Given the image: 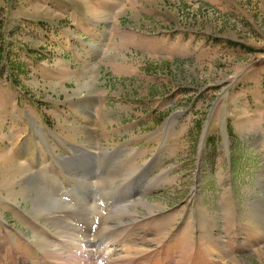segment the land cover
Returning <instances> with one entry per match:
<instances>
[{"label":"rangeland","instance_id":"374dc122","mask_svg":"<svg viewBox=\"0 0 264 264\" xmlns=\"http://www.w3.org/2000/svg\"><path fill=\"white\" fill-rule=\"evenodd\" d=\"M0 34V264H264V0H0Z\"/></svg>","mask_w":264,"mask_h":264},{"label":"trees","instance_id":"16d2710c","mask_svg":"<svg viewBox=\"0 0 264 264\" xmlns=\"http://www.w3.org/2000/svg\"><path fill=\"white\" fill-rule=\"evenodd\" d=\"M5 48V38L0 34V60L3 59Z\"/></svg>","mask_w":264,"mask_h":264},{"label":"bare ground","instance_id":"6f19581e","mask_svg":"<svg viewBox=\"0 0 264 264\" xmlns=\"http://www.w3.org/2000/svg\"><path fill=\"white\" fill-rule=\"evenodd\" d=\"M36 202V201H35ZM41 202V201H40ZM63 205V204H62ZM62 205H60V206H62ZM64 206V205H63ZM65 207V206H64ZM69 209V208H68ZM64 210V209H63ZM68 216V215H67Z\"/></svg>","mask_w":264,"mask_h":264}]
</instances>
